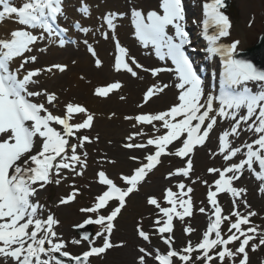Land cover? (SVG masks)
<instances>
[{
	"label": "snow or ice",
	"instance_id": "6c2138e0",
	"mask_svg": "<svg viewBox=\"0 0 264 264\" xmlns=\"http://www.w3.org/2000/svg\"><path fill=\"white\" fill-rule=\"evenodd\" d=\"M223 7L224 0H211L210 3L204 4L203 26L209 42L208 51L218 53L224 64L218 96L205 95L203 81L185 52V46L191 42L185 31L182 0H158L157 7L147 11L139 7L131 8L137 40L146 48L152 46L161 61L170 59L174 68H144L130 55L128 48L114 37V69L117 72L126 71L133 77L138 76L137 69L149 72L153 77H158L162 72H174L176 82L173 86L178 90V94L176 102L165 110L125 117L126 120L135 121L133 128L140 125L141 129L129 134L123 147L129 150H146L152 147L154 151L145 155L143 160L137 156L129 157L130 160L139 162V166L134 168L131 174L120 175L125 185L123 187L109 178L105 171L100 170L97 173L98 182L106 186V190L95 197L91 207L80 210L84 213H94L96 218L93 220L89 217L77 227L89 223L101 225L102 230L95 235L103 237V244L94 246L85 233L83 239L89 240V249L80 255H72L63 251L66 242L60 239L54 230L59 220L51 213L46 219L40 218L42 205L34 201V198L46 185L59 184L61 179H66L62 176L64 170L74 173L75 176H83L88 166V153L79 150H83L86 143H91L92 139L78 133L92 127L94 113L84 105L70 101L64 105L63 115L54 114L48 106H56L57 94L47 89L33 90L32 86L39 84L40 75L54 71L63 73L68 68L67 64L56 63L42 68L26 67L29 63L37 61L38 57L29 53L38 41L45 39V34L49 38L60 37L61 46L66 43L62 37L68 29L58 23L59 18L65 15L64 0H22L19 6H16L13 0H0V23L12 19L24 26L11 30L6 37L0 38V257L5 260L11 258L15 264H67V261L60 257H67L74 264H89L90 257L104 254L117 246L109 239L115 227L114 221L125 208L127 198L139 190L149 173L162 162V156L187 158L183 167L176 168L167 175L168 178L177 175L189 177L193 170L194 149L205 144L217 125L218 118H221L231 119L233 124L229 130L219 135L218 152L211 155H222L226 162H230L243 147L247 149L244 154L246 158L238 163H228L223 168L207 169L209 173L217 176L213 183L208 185L207 200L212 206V211L202 238L195 244L188 241L185 247L176 250L172 236L164 235L173 232L174 217L183 220L193 215V201L189 195L193 191L191 187L180 182L177 184L179 192H174L171 187L166 188L163 200L168 207L162 206L155 196L147 198V203L163 214L157 218L155 224L169 248L166 254H160L157 250L155 260L159 261V264H175L174 258H178L181 264H196L197 261L212 264L214 260L224 264L228 258L231 264H237L239 258L238 264H249L247 248L250 242L257 238L259 243L251 244L252 251L264 245V230L252 223L250 218L257 213L251 209L246 199H243L247 190L235 187L234 181L240 179L247 167L261 181L259 190L264 193V68L257 67L250 60L235 58L239 41L230 45L217 44L221 37L229 35L231 27L228 16L221 11ZM77 10L82 17L90 15V7L83 0ZM124 15L125 13L108 12L102 16V20L108 29L115 31L116 20ZM74 26L83 33L90 31L88 27L82 26L80 21H76ZM209 28H214L215 34L208 35ZM28 29L41 31L34 34ZM170 29L174 30L173 34H170ZM102 35L105 39L109 37L108 32H103ZM83 43L95 58V65L100 67L102 61L95 48L88 40ZM17 59L20 63L14 67ZM250 82L259 85L260 90L248 87ZM121 87V82L115 81L96 87L94 95L107 97ZM169 87V84H152L144 92V103L162 94ZM40 97H43V100L38 102L37 98ZM241 109H245L246 113L240 115ZM76 114H83L85 118L74 122ZM114 115L115 113L112 114ZM242 123L247 126V130L258 134V138L241 147H233L230 137L239 136ZM143 126H151L152 134L144 132ZM37 137L41 140L39 150H36L35 144ZM137 137L146 139L136 142ZM73 138L76 143H72ZM96 139L98 140V137ZM174 145L179 146L175 147L174 151H169L170 146ZM254 163H258L259 171L253 167ZM204 183L207 184V181ZM221 193H229L233 197V210L226 215L218 201V194ZM78 194L79 189L73 185L72 192L60 199L59 203L68 204L74 201ZM238 200L248 209L246 214L238 210ZM110 202L116 206L112 207L107 215L100 214L102 210L110 207ZM199 212L205 213L206 208L200 207ZM225 223L227 235L222 228ZM193 231L191 227L185 228L188 234ZM137 234L145 241L150 239L149 233L139 224ZM235 242H238L239 246L233 251L229 245ZM73 243L79 244L80 240H74ZM122 244L123 242L120 246ZM139 252V264H146V256L152 253L143 247ZM55 253H59V256L54 255ZM194 253L199 254L193 258ZM42 255L47 259H42Z\"/></svg>",
	"mask_w": 264,
	"mask_h": 264
},
{
	"label": "rangeland",
	"instance_id": "374dc122",
	"mask_svg": "<svg viewBox=\"0 0 264 264\" xmlns=\"http://www.w3.org/2000/svg\"><path fill=\"white\" fill-rule=\"evenodd\" d=\"M233 1L236 4V8L243 23L242 28L245 32V35L241 36L240 31L237 29L234 30V28L232 27L231 32L232 35H234L233 38H238L240 40V43H243L245 41V43H247L246 47L248 45L251 46L257 41L258 36L262 32H264V12L262 11L264 10V0ZM80 52L85 56L83 51ZM91 61V64H89V66L91 65L92 68L93 63ZM106 81L107 80L103 82ZM53 92L57 94L58 101L56 102L55 107L51 106L49 108H51L50 110L53 111L54 114H61V112L64 111V108L60 107L66 104L64 103L65 100H63V96L60 91L56 90ZM121 94L124 95L123 92ZM74 102L76 101H73V103ZM120 102L124 103L125 101ZM139 102L140 98L138 99V104ZM120 109L121 112L119 113L118 110L114 107H112V109L110 110L107 109V116L98 112L95 113L100 118H102V116H105L110 121H113L114 127L117 128L122 127L120 122H118L119 119H121L127 124L125 126V128L127 127V129H124V132H120L119 134L109 132V135L108 132H105L99 126L91 131L90 135L98 137L99 140L96 143H92L89 147L92 157L88 156V166L84 171L83 176H75V174L73 173L71 177L75 176V180L74 177L69 179L68 181H65V179H61V182L59 184L51 183L46 185L44 189L40 190L39 199L45 204V207L43 206V210L45 212H52V210H55L59 218V224L58 226H54V229L58 237L66 242V247L64 248L65 251H70L78 254L79 252L84 251L90 247L89 240L87 241L80 239L76 232L73 230V226L79 225V223L83 222L84 219H86L83 215L80 214L82 213V211L80 210L82 208L91 207V204H93L95 197L106 189V186L101 185L98 182L97 173L100 170H103L115 183H120L125 186L123 181L120 179V175L131 174V171L139 165V162H134L130 160L129 157L137 156L141 160H143V157L150 151L149 149L129 150L123 147V144L127 142L126 137L129 134L136 132V130L130 124L131 120L125 119L126 116H130L132 114L126 115V113H134L135 111L124 108ZM140 110L144 109L138 108L137 111ZM113 113H115L114 116H112ZM221 129L224 130V125H222ZM217 134L218 133L214 134V132L212 131L210 133L209 139L205 142V144L196 148V151H194V153L192 154L193 170L190 173L189 177L177 175L168 178L167 174L169 172H173L176 168L183 167L186 163L187 158H183L179 161L177 159L180 158L175 156L166 157L158 169L153 170L151 173H149L146 181H144L139 186V190L134 192L131 198L126 202V206L120 219L114 223L115 227L109 239L111 240L113 245L117 246L109 249L103 256L91 259L89 264H139L138 258L141 255L139 249L141 247L152 253V255L146 256V264H155V261L153 262L152 260L155 255V251L153 250L154 247L162 246L164 248V250L160 252V254L165 253L168 247L162 244V236L158 233V227L155 224L157 218L162 217V213H160L155 206L149 205L147 203V198L149 196H155L160 201L162 206L168 207L169 205L163 200L164 191L166 188L171 187L174 192H179L180 189H178L177 184L180 182H183L186 186L193 189V191L189 194L191 195L193 201V215L189 219L180 220L178 217L175 218L176 229L173 230V232L170 234L174 241L173 247L182 249L186 246L188 241H192L193 244L199 242V240L202 238V233L206 229V218H210V213L212 211V206L208 203L207 200L208 185H211L217 178L216 175L209 173L207 169L211 167L223 168L228 163H238L241 160L239 157L243 150L241 146L244 145L245 142L251 143L258 137L256 133L252 132V136H250V139H239V143H236L235 141L233 143V147H241V152L233 157L230 162H226L223 159L222 155H216L214 157L211 155V153L213 152H218L219 136ZM138 138L140 137L136 138V142L138 141ZM108 161H115V163H109ZM72 181L75 182V187L79 188L80 193L76 196V200L75 202H73L74 204L69 203L61 205L59 203L60 199L64 198L65 195L72 192ZM205 181H207V184L204 183ZM239 185L248 186L246 182L238 184V186ZM225 199V196H218L220 205H222V202H226ZM243 199H246L247 203L251 205V209L257 213L256 216L250 218L252 223L255 225H259L260 229L264 230L263 205H261L262 203L260 202V205H258V208H256V204L254 203V200L257 203L259 198L252 191H250L248 195L246 193L244 194ZM237 202L239 203L238 210L242 214H246L248 209H246L243 203H240L239 200ZM200 207H205L206 212L200 213ZM224 208L226 214L230 213L233 210L232 201H230V203H225ZM104 213H106V209L102 210L100 214L103 215ZM204 219L205 221L203 222ZM138 224L142 226L144 231L149 233V241H144L138 237ZM99 226L101 227V225ZM186 227H191L192 229H194V231L188 234L185 232ZM74 240H80V243H73ZM90 240L93 242L94 246H99L101 243H103V237H97L96 235H94V237ZM121 242H123L122 246H120ZM252 243L258 244L259 239L257 238L256 240L251 241L250 247L247 250L251 256V261L249 264H264V245L260 246L255 251H252ZM198 254L199 253H194L193 258H195V256ZM176 264H181V261L176 262ZM212 264H219V261L214 260Z\"/></svg>",
	"mask_w": 264,
	"mask_h": 264
},
{
	"label": "bare ground",
	"instance_id": "6f19581e",
	"mask_svg": "<svg viewBox=\"0 0 264 264\" xmlns=\"http://www.w3.org/2000/svg\"><path fill=\"white\" fill-rule=\"evenodd\" d=\"M88 1L90 2L91 9L94 10L95 13L97 11L96 14H100L98 21L99 23L103 24L102 26L106 25L102 20V16L104 14L111 12L113 10L124 11V9L127 7L128 10L131 8L128 4L129 0H102V1L88 0ZM144 1H145V6L151 5L153 4V2L155 3V0H144ZM134 2L135 4L139 5L137 3V0H134ZM95 5H97V8ZM229 10L233 15L231 19L232 22H234L233 25L234 30L235 29L239 30L241 36H244L245 32L243 31L242 28L243 23L234 1L231 2V7ZM67 13H69V15H72V17H74V13H72L71 9H67ZM79 17H81V19H83L84 22H86V19H84L82 16ZM92 22L94 23V21ZM115 23L117 27L115 31H113L114 33L108 30H104V28L99 27L98 25H93L91 33L88 32L87 39H89L90 43H93L94 41L96 49L98 51V57L102 59L101 60L102 65L100 67L91 68V65L89 66V64H91L90 57L75 52V50L71 48H68L66 51H61L58 48H56L54 46V43L52 42L49 46H45L46 51H42L43 53L42 59L44 60L43 61L44 64L42 63L41 65L48 66L51 64L65 62L68 65V69L63 73H48V74L44 73L43 78L45 79L43 81H42L43 78L38 79L42 84V87L47 89L48 91H56V90L60 91V93L63 96V100H65V103L66 102L68 103L70 101L71 102L76 101L79 104L84 105L91 113H94L95 124L93 126V129L99 126L101 127L102 130L108 132V135L109 132L116 134H119L120 132H124V129H127V127L125 128L127 124L123 122L121 119H119L118 122H120L122 127L119 128L114 127L113 121H110L107 117H105L107 116L106 113L107 109L110 110L112 109V107H114L118 110V113L121 112L120 108L130 109L135 112L126 113V115L127 114L135 115L137 112L136 109L138 108L137 104H138V99L140 98V90H143V88L144 90H146L148 86L154 83L168 84L169 81L172 80V78H174V74H173L174 72H162L159 74L158 77H153L149 72H145L142 69H137L138 72L137 77H133L131 76L130 73H127L126 71L123 70L117 72L114 69L115 56H116V48L113 44L114 37L119 39L121 45L125 46L126 44H128L130 46L132 50L131 52L128 49L130 55L138 57L135 59L141 65H142L141 62H143V65L146 67L149 60L141 55V51L138 49L137 43L131 38L130 36L131 29L128 26V23L122 22L120 20H116ZM16 24L17 22H15V20L12 19H6L3 23H0V38L6 37L11 30H14ZM93 32H95L96 35H93ZM103 32L110 33L107 40L101 37V34ZM246 44L247 43H245L244 41L242 43L241 48L246 47ZM55 55H60V58L56 59ZM73 61H75L76 63H73ZM263 61H264V57H263ZM19 63L20 60L17 59L15 64L18 65ZM108 79L109 80L115 79L121 81L122 87L119 89L120 91L119 90L118 91L124 92V96H125L124 99L119 98L120 96L117 94L118 91L113 92L114 95L109 94V95H113V98L112 96L95 97L94 90L96 88V85H102L103 81ZM142 92H141V96H142ZM176 93L178 94V90L175 89V87L172 85L169 88H167L162 94H158L157 96L153 97L148 103L145 104L146 106L142 109L148 112H156L166 109L172 103L175 102L174 97L177 96ZM120 101H125V102L123 103ZM141 111L142 110H140V112ZM96 112L105 114V116H102V118H100L97 114H95ZM81 116L82 114L79 115V117ZM218 122H219V118H218ZM133 123L135 122L132 121L130 124L132 125ZM143 128H146L143 130L144 132L148 133L149 135L152 134L151 127L145 126ZM134 129L136 131H140L141 126L137 125V127ZM246 179L247 177L244 178L245 181Z\"/></svg>",
	"mask_w": 264,
	"mask_h": 264
},
{
	"label": "water",
	"instance_id": "95a60500",
	"mask_svg": "<svg viewBox=\"0 0 264 264\" xmlns=\"http://www.w3.org/2000/svg\"><path fill=\"white\" fill-rule=\"evenodd\" d=\"M241 57L250 60L259 68H264V36L260 38L254 49L248 50L245 54L241 55Z\"/></svg>",
	"mask_w": 264,
	"mask_h": 264
}]
</instances>
